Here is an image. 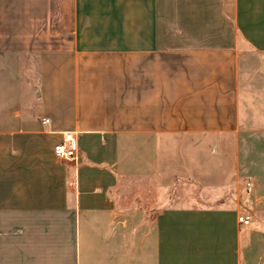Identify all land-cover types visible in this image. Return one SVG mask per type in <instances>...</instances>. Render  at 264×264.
<instances>
[{"label":"crops","instance_id":"obj_1","mask_svg":"<svg viewBox=\"0 0 264 264\" xmlns=\"http://www.w3.org/2000/svg\"><path fill=\"white\" fill-rule=\"evenodd\" d=\"M0 264H264V0H0Z\"/></svg>","mask_w":264,"mask_h":264},{"label":"built area","instance_id":"obj_2","mask_svg":"<svg viewBox=\"0 0 264 264\" xmlns=\"http://www.w3.org/2000/svg\"><path fill=\"white\" fill-rule=\"evenodd\" d=\"M41 122L43 124H47L49 119L44 117L42 118ZM53 151L55 155L61 159H73L77 153V142L75 140L74 134L71 131H65L62 134V140L57 142L53 146ZM247 190H251V184L247 183ZM251 220V216L248 213H242L238 216V221L241 224L247 225Z\"/></svg>","mask_w":264,"mask_h":264},{"label":"rangeland","instance_id":"obj_3","mask_svg":"<svg viewBox=\"0 0 264 264\" xmlns=\"http://www.w3.org/2000/svg\"><path fill=\"white\" fill-rule=\"evenodd\" d=\"M180 186V185H179ZM182 186V185H181ZM183 189H185L184 194L177 195V194H167L164 196H161V205H190L192 203H197L198 200L196 199V196L192 195V192H194L195 186H182ZM181 187V188H182ZM184 191V190H183Z\"/></svg>","mask_w":264,"mask_h":264}]
</instances>
